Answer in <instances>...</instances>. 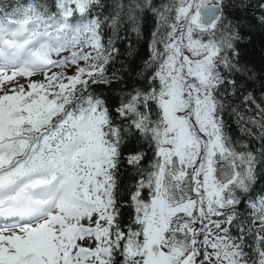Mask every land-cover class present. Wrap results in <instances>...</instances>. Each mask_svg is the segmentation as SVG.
<instances>
[{
  "label": "snow or ice",
  "instance_id": "6c2138e0",
  "mask_svg": "<svg viewBox=\"0 0 264 264\" xmlns=\"http://www.w3.org/2000/svg\"><path fill=\"white\" fill-rule=\"evenodd\" d=\"M256 33L264 0H0V264H264Z\"/></svg>",
  "mask_w": 264,
  "mask_h": 264
},
{
  "label": "trees",
  "instance_id": "16d2710c",
  "mask_svg": "<svg viewBox=\"0 0 264 264\" xmlns=\"http://www.w3.org/2000/svg\"><path fill=\"white\" fill-rule=\"evenodd\" d=\"M241 50L242 53H244L245 60L260 67L264 64V33L254 34L250 43L245 40L241 45ZM116 67L118 68L119 64H117ZM229 131L233 136L239 135L234 123L231 124ZM260 187H264V184L260 185Z\"/></svg>",
  "mask_w": 264,
  "mask_h": 264
},
{
  "label": "rangeland",
  "instance_id": "374dc122",
  "mask_svg": "<svg viewBox=\"0 0 264 264\" xmlns=\"http://www.w3.org/2000/svg\"><path fill=\"white\" fill-rule=\"evenodd\" d=\"M36 79H39V77H35ZM21 82H23V81H21Z\"/></svg>",
  "mask_w": 264,
  "mask_h": 264
}]
</instances>
